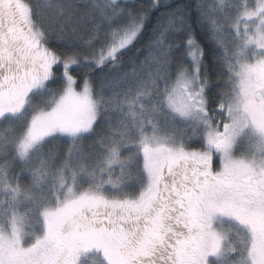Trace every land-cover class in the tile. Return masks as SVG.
I'll use <instances>...</instances> for the list:
<instances>
[{
  "label": "snow or ice",
  "instance_id": "obj_1",
  "mask_svg": "<svg viewBox=\"0 0 264 264\" xmlns=\"http://www.w3.org/2000/svg\"><path fill=\"white\" fill-rule=\"evenodd\" d=\"M0 264H264V0H0Z\"/></svg>",
  "mask_w": 264,
  "mask_h": 264
},
{
  "label": "trees",
  "instance_id": "obj_2",
  "mask_svg": "<svg viewBox=\"0 0 264 264\" xmlns=\"http://www.w3.org/2000/svg\"><path fill=\"white\" fill-rule=\"evenodd\" d=\"M143 2L150 3L151 0H143ZM180 2H182V3L188 2V0H180ZM191 2L194 4L195 0H191ZM150 35H151V31L149 30V32L146 33L141 38L140 43L137 44V49H140V52L137 53V50L133 49V53L130 55H138L139 58H141V59H143L145 56H148L149 55L148 40H149ZM194 35L196 36L198 41L202 42L205 45V50H206V52H208V59L205 61V63L211 65L212 60H213V57L211 55V46L207 44V41L204 39V36L202 35L199 28H194ZM127 70L129 72H131L130 64L127 67ZM217 71H218V69H214V68H210V70H209V75H210V78H211L213 84H215L217 82V76H216ZM73 74L77 77H80L83 75V72L82 71H74Z\"/></svg>",
  "mask_w": 264,
  "mask_h": 264
},
{
  "label": "rangeland",
  "instance_id": "obj_3",
  "mask_svg": "<svg viewBox=\"0 0 264 264\" xmlns=\"http://www.w3.org/2000/svg\"><path fill=\"white\" fill-rule=\"evenodd\" d=\"M77 90H79V89H77Z\"/></svg>",
  "mask_w": 264,
  "mask_h": 264
}]
</instances>
